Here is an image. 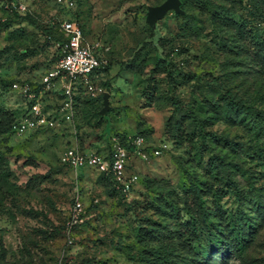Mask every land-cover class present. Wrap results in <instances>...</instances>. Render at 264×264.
I'll return each mask as SVG.
<instances>
[{
    "label": "rangeland",
    "instance_id": "374dc122",
    "mask_svg": "<svg viewBox=\"0 0 264 264\" xmlns=\"http://www.w3.org/2000/svg\"><path fill=\"white\" fill-rule=\"evenodd\" d=\"M162 1L0 0V264H264V0H181L151 28ZM66 18L103 92L67 117L45 90L55 125L19 136L15 85L41 89ZM116 144L138 176L125 196L61 162Z\"/></svg>",
    "mask_w": 264,
    "mask_h": 264
},
{
    "label": "built area",
    "instance_id": "2783aa9c",
    "mask_svg": "<svg viewBox=\"0 0 264 264\" xmlns=\"http://www.w3.org/2000/svg\"><path fill=\"white\" fill-rule=\"evenodd\" d=\"M58 31L63 36L57 43L59 52L41 80V89L32 90L28 84L15 85L18 91L27 98L25 113L15 119L11 130L21 136L40 127H53L54 118L46 114L41 106V94L51 91L59 99L58 114L70 116L76 94L96 96L103 88L96 84L100 69V55L95 46L90 45L76 19L66 18L56 22ZM140 138L137 142H140ZM129 152L126 147L116 144L106 155L87 153L68 146L61 155V162L77 173L84 169H95L109 176L114 187L128 195L138 176L127 170L126 162ZM75 210H80V202L75 201Z\"/></svg>",
    "mask_w": 264,
    "mask_h": 264
},
{
    "label": "water",
    "instance_id": "95a60500",
    "mask_svg": "<svg viewBox=\"0 0 264 264\" xmlns=\"http://www.w3.org/2000/svg\"><path fill=\"white\" fill-rule=\"evenodd\" d=\"M180 4V0H163L158 5L147 6V13L145 17L147 24L151 28H154L156 22L162 19L168 11H173L176 14H183L184 11L180 8ZM108 96V92H104L102 95L103 106L99 111L101 115H104L109 108Z\"/></svg>",
    "mask_w": 264,
    "mask_h": 264
},
{
    "label": "trees",
    "instance_id": "16d2710c",
    "mask_svg": "<svg viewBox=\"0 0 264 264\" xmlns=\"http://www.w3.org/2000/svg\"><path fill=\"white\" fill-rule=\"evenodd\" d=\"M181 1V0H180ZM180 8H181V4H180ZM182 9V8H181ZM183 10V9H182ZM176 14V13H175ZM73 19V18H72ZM56 25H57V23H56ZM81 28H82V26H81ZM57 29H58V25H57ZM82 31H83V29H82ZM48 34H49V32H48V30L46 31ZM62 38H63V36L61 35V33H59V31H58V36H53V39L58 43V42H60L61 40H62ZM58 52H59V48H58V46H57V49H56V55L54 56V58H56V56H57V54H58ZM55 60V59H54ZM54 60L52 61V63L54 62ZM51 63V64H52ZM51 66V65H50ZM82 96H85V95H83V94H76L75 95V97H74V100H78V98H81ZM101 175H103V176H105L110 182H111V184H112V186L114 187V184H113V182H112V180L110 179V177L109 176H106V175H104L103 173H100ZM115 188V187H114ZM116 189V188H115ZM117 190V189H116ZM132 190V189H131ZM118 191V190H117ZM122 196H125L124 194H122L120 191H118ZM217 248H218V250L219 251H222V252H224V247H222V246H219L218 244H217ZM220 258L222 259L223 258V256L221 255L220 256Z\"/></svg>",
    "mask_w": 264,
    "mask_h": 264
}]
</instances>
